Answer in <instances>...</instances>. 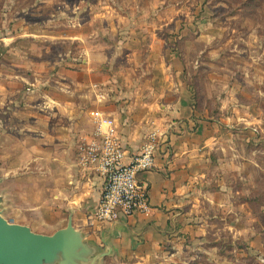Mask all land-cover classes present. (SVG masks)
<instances>
[{"label":"rangeland","instance_id":"obj_1","mask_svg":"<svg viewBox=\"0 0 264 264\" xmlns=\"http://www.w3.org/2000/svg\"><path fill=\"white\" fill-rule=\"evenodd\" d=\"M179 80L204 121L232 116L237 99L250 119L218 128L235 151L210 157L209 190L219 180L223 192L201 205L210 233L197 263L264 264V0H0V216L56 231L89 169L90 141L64 116L173 104Z\"/></svg>","mask_w":264,"mask_h":264},{"label":"crops","instance_id":"obj_2","mask_svg":"<svg viewBox=\"0 0 264 264\" xmlns=\"http://www.w3.org/2000/svg\"><path fill=\"white\" fill-rule=\"evenodd\" d=\"M175 71L171 74L178 77L182 74ZM170 87L178 96L175 103L160 101L147 105L137 100L123 109L126 114L123 118L115 117V112L109 115L101 111L94 115L82 113L77 105L71 106L73 114L64 116L65 122L73 125V128L70 125L65 128L73 133L74 140L88 139L90 144L99 139L96 113L115 120L129 155L142 150L151 132L163 136L156 155V167L140 176L150 188L153 210L149 215L121 216L114 224L99 223L94 218V211L100 201L103 179L90 168L76 169L79 177L75 179L74 194L62 198L63 210L68 209L72 214L61 217L63 222L57 225L56 231L37 233L53 236L68 229L69 225L73 227L79 242L73 249L72 263L59 253L54 264H201L197 263L196 256L204 253L210 230L200 208L207 198L223 192L219 180L214 183L222 187L221 191L211 193L209 190L213 183L209 179L210 157L235 151L231 146L222 145L223 132L219 133L218 128L232 120L249 124L250 119L239 116L244 109L237 99L233 115L224 116L226 122L204 121L196 110L188 83L182 84L179 80L172 82ZM61 104L66 111L71 105L68 102ZM139 106L148 107L149 113L145 117L135 112ZM79 121L88 127L76 128ZM224 128L236 129L225 124ZM244 130L248 132L250 126H245ZM211 131L217 134H211ZM65 162L73 163L68 159ZM189 250L195 252L190 259Z\"/></svg>","mask_w":264,"mask_h":264},{"label":"built area","instance_id":"obj_3","mask_svg":"<svg viewBox=\"0 0 264 264\" xmlns=\"http://www.w3.org/2000/svg\"><path fill=\"white\" fill-rule=\"evenodd\" d=\"M99 139L85 149L83 165L103 179L100 201L94 211L99 223L114 224L121 216L151 214L150 188L140 176L156 167V155L162 134L147 136L142 150L129 155L123 145L115 120L96 113Z\"/></svg>","mask_w":264,"mask_h":264},{"label":"water","instance_id":"obj_4","mask_svg":"<svg viewBox=\"0 0 264 264\" xmlns=\"http://www.w3.org/2000/svg\"><path fill=\"white\" fill-rule=\"evenodd\" d=\"M71 225L53 236L37 234L0 216V264H54L59 253L72 263L78 245Z\"/></svg>","mask_w":264,"mask_h":264}]
</instances>
